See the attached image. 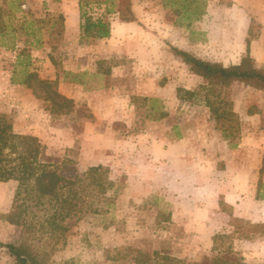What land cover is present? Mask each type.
<instances>
[{
	"label": "rangeland",
	"instance_id": "rangeland-1",
	"mask_svg": "<svg viewBox=\"0 0 264 264\" xmlns=\"http://www.w3.org/2000/svg\"><path fill=\"white\" fill-rule=\"evenodd\" d=\"M78 1L0 0V114L16 133L40 140L43 159L70 160L68 168L79 178L89 167L102 165L109 172L101 178L113 183L102 196L96 186L90 188L87 202L92 207L65 240L45 249L44 263L193 264L230 250L244 263L264 264V229L260 236L248 233L251 240L239 238L248 226L240 222L235 233L229 208L222 207L227 218L217 222L221 238L214 244L195 230L198 216L183 213L181 224L165 223L173 205L147 153H157L151 143L165 136L203 138L216 130L234 145L246 131L264 133V88L209 83L171 50L224 68L238 66L250 56L246 39L251 43L262 26L253 22L246 39L229 35L233 7L228 0H205L207 9L210 4L218 8L217 15L207 19L205 14L188 29L177 25L173 9L163 7L162 0H130L133 22H121L113 14L108 39H81ZM93 11L100 15L104 7L93 6ZM251 63L264 71L263 65ZM31 73L57 81V93L73 101L68 111L55 112L35 79L30 81L34 91L19 84ZM255 115L258 119L250 120ZM257 144L264 150V138ZM16 187L15 181L0 182V215L17 209ZM25 236L20 228L0 222V244L17 245ZM165 255L174 260H161ZM0 264H15L4 247Z\"/></svg>",
	"mask_w": 264,
	"mask_h": 264
},
{
	"label": "trees",
	"instance_id": "trees-1",
	"mask_svg": "<svg viewBox=\"0 0 264 264\" xmlns=\"http://www.w3.org/2000/svg\"><path fill=\"white\" fill-rule=\"evenodd\" d=\"M162 1L163 7L173 9V14L177 16V25L187 29L193 22L199 21L207 9L205 0ZM93 6H103V13L94 15ZM78 9L81 39H108L111 35L109 17L113 14H117L121 22L135 20L130 0H79ZM171 50L175 56L181 58L193 74L209 83L241 82L258 89L264 88V71L252 66L249 55L243 57L238 66L224 68L198 59L185 51L175 48ZM249 50L250 40L246 39L247 54ZM32 79H35L38 88L44 90L43 97L51 101L55 112L68 111V105H72L73 101L57 93L55 89L57 81L40 80L31 73L26 75L19 84L33 88L34 91L36 89L30 83ZM164 115L162 113L161 117ZM43 158L44 147L40 140L35 136L16 133L12 122L0 114V182L15 181L17 183L14 198L18 202L15 211L0 215V222L20 228L21 233L26 234L24 241L17 245L0 244V247L6 248L9 255L15 259V264H45V249L65 240L71 227L77 224L87 212L86 208L92 207V204L87 202L89 193H92L90 188L96 186L98 195L102 196L113 186L111 181L108 179L103 181L101 178L109 172L107 167L102 165L89 167L79 178L68 168L70 160L62 159L59 162ZM89 178L90 182L87 183ZM94 211L96 212L97 209ZM229 216H231L229 222L237 226H235V233H238L241 228L238 225L240 222L244 224L243 226H248L247 232L241 233L239 238L251 240L253 237L246 236L248 233L252 236L256 233L260 236L263 233L261 229H264V224H253L236 218L232 214ZM169 218V216L165 218L164 222H169ZM37 234L40 236L37 237L38 239H36ZM218 238H221L220 234L212 236L213 244ZM38 244L41 247L36 246ZM38 247L41 248L40 253L44 255V259L39 258ZM213 251L216 252L215 249ZM235 255L229 250L217 253L203 263L193 264H247L243 262L242 257H235ZM153 256L158 257L159 253L153 252ZM161 260L171 262L174 258L165 255L161 257Z\"/></svg>",
	"mask_w": 264,
	"mask_h": 264
},
{
	"label": "crops",
	"instance_id": "crops-1",
	"mask_svg": "<svg viewBox=\"0 0 264 264\" xmlns=\"http://www.w3.org/2000/svg\"><path fill=\"white\" fill-rule=\"evenodd\" d=\"M228 1L233 7L229 11V23L233 28L229 29V35L235 33L239 39H246L253 22L262 26L259 35L250 43V57L259 65L257 68L264 67V48L260 50L264 47V0ZM217 12L218 8L210 4L205 17L208 19ZM76 18L79 24L77 15ZM253 117L250 120L258 119L257 115ZM243 135L234 145L216 130L203 138L183 133L175 139L165 136L151 143L157 153L154 149L148 150L152 157L151 161L147 160L148 163L153 161L158 174L163 176V192H167V201L173 205L169 212L171 222L180 223L183 213L198 216L200 224L195 230L201 232L199 236L212 238L219 231L217 222L227 218L222 209L226 207L236 218L264 224V150L257 146L264 133L246 131ZM250 145L257 147L249 149ZM155 155L158 159L153 160ZM188 179L192 183L189 187ZM187 205L190 206L188 210ZM182 224L186 230L188 223Z\"/></svg>",
	"mask_w": 264,
	"mask_h": 264
}]
</instances>
